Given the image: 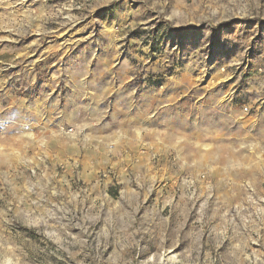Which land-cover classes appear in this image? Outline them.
<instances>
[{"label": "rangeland", "instance_id": "1", "mask_svg": "<svg viewBox=\"0 0 264 264\" xmlns=\"http://www.w3.org/2000/svg\"><path fill=\"white\" fill-rule=\"evenodd\" d=\"M0 264H264V0H0Z\"/></svg>", "mask_w": 264, "mask_h": 264}, {"label": "built area", "instance_id": "2", "mask_svg": "<svg viewBox=\"0 0 264 264\" xmlns=\"http://www.w3.org/2000/svg\"><path fill=\"white\" fill-rule=\"evenodd\" d=\"M244 111L247 112V107L246 106L244 107Z\"/></svg>", "mask_w": 264, "mask_h": 264}, {"label": "crops", "instance_id": "3", "mask_svg": "<svg viewBox=\"0 0 264 264\" xmlns=\"http://www.w3.org/2000/svg\"><path fill=\"white\" fill-rule=\"evenodd\" d=\"M254 144H256V142H255ZM254 144H253V145H254Z\"/></svg>", "mask_w": 264, "mask_h": 264}]
</instances>
